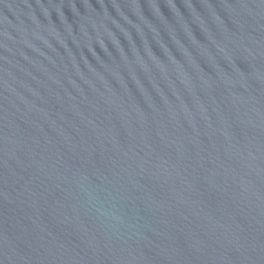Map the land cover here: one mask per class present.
I'll return each mask as SVG.
<instances>
[{
    "label": "water",
    "instance_id": "1",
    "mask_svg": "<svg viewBox=\"0 0 264 264\" xmlns=\"http://www.w3.org/2000/svg\"><path fill=\"white\" fill-rule=\"evenodd\" d=\"M0 264H264V0H0Z\"/></svg>",
    "mask_w": 264,
    "mask_h": 264
}]
</instances>
